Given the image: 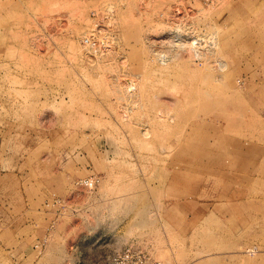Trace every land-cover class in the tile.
<instances>
[{
  "label": "rangeland",
  "instance_id": "1",
  "mask_svg": "<svg viewBox=\"0 0 264 264\" xmlns=\"http://www.w3.org/2000/svg\"><path fill=\"white\" fill-rule=\"evenodd\" d=\"M124 251L264 264V0H0V264Z\"/></svg>",
  "mask_w": 264,
  "mask_h": 264
},
{
  "label": "clouds",
  "instance_id": "2",
  "mask_svg": "<svg viewBox=\"0 0 264 264\" xmlns=\"http://www.w3.org/2000/svg\"><path fill=\"white\" fill-rule=\"evenodd\" d=\"M102 191L105 192L109 197L113 196L108 194L107 189H103ZM131 211L132 209L130 206L122 205L121 203H119V201H117L110 212V216L114 221H120L124 216L130 214ZM133 228L135 230L143 232L146 230L147 225L143 223H137L133 225Z\"/></svg>",
  "mask_w": 264,
  "mask_h": 264
},
{
  "label": "bare ground",
  "instance_id": "3",
  "mask_svg": "<svg viewBox=\"0 0 264 264\" xmlns=\"http://www.w3.org/2000/svg\"><path fill=\"white\" fill-rule=\"evenodd\" d=\"M114 10V9H113ZM112 12H114V11H112ZM113 14V13H112ZM89 39V38H88ZM86 42H87V40H86ZM109 44V43H108ZM87 46V45H86ZM99 46V45H98ZM91 46H88V49L89 50H91L92 48H93V50H94V47L92 46V48H90ZM96 47V46H95ZM101 47V46H100ZM99 49V48H98ZM99 50H96V52H98ZM89 53V52H88ZM102 54H103V52H102ZM100 55V54H99ZM89 56H90V54H89ZM93 56V55H92ZM97 56V55H96ZM103 56H104V54H103ZM92 58V59H91ZM99 58V57H98ZM90 60H89V62H91L92 60H95V57H90L89 58ZM96 59H97V57H96ZM94 63H95V61H93V65H94ZM128 82H129V85H130V88H132L133 90H136V88H137V85H136V82L134 81V80H132V79H128ZM243 108H244V106H242V104L240 103V104H237V105H232V107H231V109H229V110H232V111H234L235 113H239L240 111H242L243 110ZM195 152H196V156H197V158H207L209 155L207 154V153H205V152H203V151H201L199 148H197V147H195L194 149H193ZM198 152H200L199 154H198ZM215 155V154H214ZM213 157V160H217V159H219V160H221L222 159V156H219V155H215V156H212ZM191 158V157H190ZM201 160V159H200ZM237 178H240V177H237ZM82 184V183H81ZM80 184V185H81ZM83 187V186H82ZM86 187V186H85ZM87 188V187H86ZM89 190V189H88ZM212 220V219H211ZM252 250V249H251ZM249 251V250H248Z\"/></svg>",
  "mask_w": 264,
  "mask_h": 264
},
{
  "label": "built area",
  "instance_id": "4",
  "mask_svg": "<svg viewBox=\"0 0 264 264\" xmlns=\"http://www.w3.org/2000/svg\"><path fill=\"white\" fill-rule=\"evenodd\" d=\"M99 178L93 177L90 180L86 179L84 183L87 186L93 187L99 183ZM114 264H138L134 261V254L131 251H124L122 254H118L115 257V263Z\"/></svg>",
  "mask_w": 264,
  "mask_h": 264
}]
</instances>
